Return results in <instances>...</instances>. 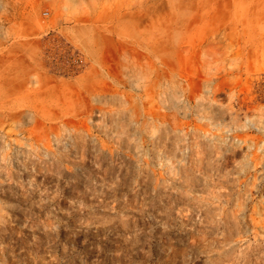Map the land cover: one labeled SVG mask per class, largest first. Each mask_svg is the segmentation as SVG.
I'll return each mask as SVG.
<instances>
[{
  "label": "rangeland",
  "instance_id": "rangeland-1",
  "mask_svg": "<svg viewBox=\"0 0 264 264\" xmlns=\"http://www.w3.org/2000/svg\"><path fill=\"white\" fill-rule=\"evenodd\" d=\"M0 264H264V0H0Z\"/></svg>",
  "mask_w": 264,
  "mask_h": 264
}]
</instances>
